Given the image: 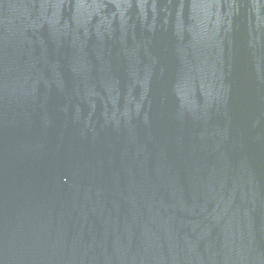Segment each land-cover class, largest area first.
Listing matches in <instances>:
<instances>
[{
    "label": "water",
    "instance_id": "obj_1",
    "mask_svg": "<svg viewBox=\"0 0 264 264\" xmlns=\"http://www.w3.org/2000/svg\"><path fill=\"white\" fill-rule=\"evenodd\" d=\"M0 264H264V0H0Z\"/></svg>",
    "mask_w": 264,
    "mask_h": 264
}]
</instances>
